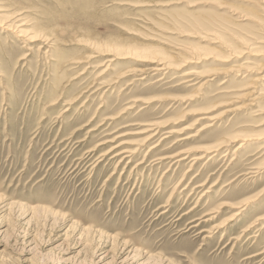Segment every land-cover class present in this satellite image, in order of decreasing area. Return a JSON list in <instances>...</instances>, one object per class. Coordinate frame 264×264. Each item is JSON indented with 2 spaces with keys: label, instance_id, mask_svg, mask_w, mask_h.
<instances>
[{
  "label": "rangeland",
  "instance_id": "1",
  "mask_svg": "<svg viewBox=\"0 0 264 264\" xmlns=\"http://www.w3.org/2000/svg\"><path fill=\"white\" fill-rule=\"evenodd\" d=\"M6 18L0 264H264V80L240 98L264 66V0H0ZM176 48L197 58L150 70Z\"/></svg>",
  "mask_w": 264,
  "mask_h": 264
},
{
  "label": "bare ground",
  "instance_id": "2",
  "mask_svg": "<svg viewBox=\"0 0 264 264\" xmlns=\"http://www.w3.org/2000/svg\"><path fill=\"white\" fill-rule=\"evenodd\" d=\"M5 18V17H4ZM259 21V20H258ZM0 25L1 26H3L4 28H7L8 30L11 28V27H13L14 26V24H12L13 23V21L12 22H10L9 21V19H3V20H0ZM21 24H19V25H17V26H15L16 28V32H18V36H20V37H22L24 40H26V41H28V42H32L33 40H35V37H36V35L34 34V33H31V32H29V31H27V30H24V29H22L21 27ZM2 27V28H3ZM15 35H17V34H15ZM38 40V39H37ZM181 47V46H180ZM136 48V47H135ZM139 48V47H138ZM178 51H179V53L176 55L175 54V56H178V57H171L170 59H166V58H159V59H157L156 57H152V60H149L150 62H153V66L150 68V70L151 71H157V72H164V71H167V70H169V69H172V68H174V69H176V70H178V69H180L181 70V68L182 67H184L185 65H187L188 63H190V62H193V59L195 58H197V56L196 57H193V55H195V54H193L194 53V51L192 52L190 49H188V48H184V49H182V48H176ZM141 50V49H140ZM140 52V51H139ZM138 52V54H140ZM147 56H148V54H147ZM174 56V55H173ZM200 57H202V56H200ZM199 57V58H200ZM150 58V57H149ZM176 58V59H175ZM155 59H157V60H155ZM197 62H198V60H197ZM151 64V63H150ZM107 65V64H106ZM239 66H242V68H245V69H247L246 67H244L243 65H239ZM247 67H248V65H246ZM263 66V65H262ZM260 68H262L261 69V72L260 71H258V72H260V75H258V76H256L254 79H252L250 82H248V83H246L245 84V87H244V89L243 88H241V89H243V92L240 94V98H244L245 100H246V103H244V101H243V105H241V107L243 108L244 106H247V105H254L255 103H256V99H257V96H256V94H257V92H258V89H260L259 87H260V85H261V81H263L264 80V66L263 67H260ZM147 69V68H146ZM238 69V68H237ZM191 70V69H190ZM187 71V72H185V73H182L184 76L185 75H189V74H192L194 71V69L193 70H191V71ZM205 70V69H204ZM200 71H202V70H200ZM229 71V70H228ZM146 72V70H144V69H141V70H139L138 71V75H142V74H144ZM162 72V73H163ZM184 72V71H183ZM211 72V71H210ZM209 72V73H210ZM214 72V71H213ZM199 73H201V72H199ZM204 73H205V71H204ZM208 73V74H209ZM218 73V72H217ZM221 73V72H220ZM213 74H215V73H213ZM122 75V74H121ZM146 75V74H145ZM159 75V74H158ZM177 75V74H176ZM180 75V74H179ZM205 75V74H204ZM162 76H164V75H162ZM161 76V77H162ZM192 76V75H191ZM203 76V75H202ZM173 78H174V75H173ZM178 78V77H177ZM177 78H175V79H177ZM194 78V77H193ZM207 78V77H206ZM213 77H211V79H212ZM141 79V78H140ZM181 79H183V80H186V79H184V78H181ZM189 79V78H188ZM205 79V78H204ZM210 79V80H211ZM194 81V80H193ZM183 82V81H182ZM192 82V81H191ZM201 82V81H200ZM204 82V81H203ZM99 83V82H98ZM184 83V82H183ZM190 83V82H189ZM202 83V82H201ZM200 83V84H201ZM199 84V85H200ZM207 85V84H206ZM100 86V85H99ZM189 86V85H188ZM195 86V85H194ZM205 86V85H204ZM262 87H264L263 85H262ZM102 88V87H101ZM201 88V87H200ZM98 89H99V87H98ZM198 89H199V86H198ZM240 89V90H241ZM195 90H197V88L195 89ZM220 91H223V90H220ZM260 91H261V89H260ZM260 97V96H259ZM158 98H160V97H158ZM168 98V97H167ZM155 99H157V98H155ZM176 99V98H175ZM178 99V98H177ZM187 100H189V99H187ZM220 105V104H219ZM219 105H214V107H212V108H215L216 106H219ZM241 107H236V108H241ZM236 108H232V109H226L225 111H231V110H236ZM211 109V108H210ZM210 109H208L207 108V110H203V111H200V113L199 114H201V116H199L200 118H198L197 120L199 121V120H202V119H207V121L209 120L210 122H208V124H205L202 128H205V127H207V126H210V125H212V122H213V120L214 119H216L217 117H212V116H210L209 115V110ZM224 111V112H225ZM179 120V119H178ZM181 120V119H180ZM212 121V122H211ZM105 123V122H104ZM170 123H171V121H170ZM147 124H149V123H147ZM169 124V123H168ZM154 124H149V127L150 128H146L147 129V131H152V133H150V135L148 134V136L146 137L147 139H149V138H151L152 136H154L155 135V133H156V131H155V128L153 127H151V126H153ZM160 127V126H159ZM158 128V127H157ZM183 128V127H182ZM187 128V127H186ZM145 129V130H146ZM171 129V128H170ZM167 130V129H166ZM185 130V129H184ZM177 131V130H176ZM175 130H170V131H168V132H170V133H173V132H176ZM144 132V131H143ZM179 132V131H178ZM170 133H169V135H170ZM166 134H168V133H166ZM195 134V133H194ZM196 135V134H195ZM191 136V135H190ZM192 136H193V134H192ZM189 137V136H188ZM194 137V136H193ZM184 138V137H183ZM187 138V137H186ZM144 140V139H143ZM246 140H248V137H246V135H244V134H242L241 135V137H239V136H234V135H231L227 140H223V141H221L222 143H220V145L218 146V148L219 147H222V146H228V145H230L231 143H233V142H238L239 141V144H238V147L242 144V143H244ZM120 145V144H119ZM118 146V145H117ZM117 146L116 147H114V148H117ZM261 147V146H260ZM111 148V147H110ZM113 147L111 148V149H109L108 151H106L105 153H103V155H107L108 153H110L111 151H113V150H115ZM129 148V147H128ZM223 148V147H222ZM120 150V149H119ZM134 150L135 149H126V150H122L120 153H116L117 155H119V154H122V157H121V159L122 158H126V157H130V155L134 152ZM192 150V149H191ZM201 150V149H200ZM214 150V149H213ZM216 150V149H215ZM193 151V150H192ZM202 151V150H201ZM185 152V151H184ZM200 152V151H199ZM207 152V151H206ZM212 152V151H211ZM187 153V152H186ZM186 153H184V154H186ZM115 154V155H116ZM182 154V153H181ZM209 154V153H208ZM114 155V156H115ZM201 155V154H200ZM212 155V154H211ZM224 155V154H223ZM102 156V155H101ZM186 156V155H185ZM172 157V156H171ZM181 157V156H180ZM115 158V157H114ZM200 158H202V156H199V154H198V156H194L193 157V160H197V159H200ZM110 159H111V157H110ZM113 159V158H112ZM120 159V160H121ZM183 159V157L181 158V159H179V160H182ZM192 159V158H191ZM120 160H118L117 161V163L118 162H120ZM128 160V159H127ZM193 162V161H192ZM121 164V163H120ZM255 170V169H254ZM257 172V171H256ZM252 175V174H251ZM250 175V176H251ZM207 192V191H206ZM250 197V196H249ZM249 197H247V198H249ZM253 199L251 198H249V199H247V200H244V201H241V202H239V203H237L236 205H229V206H233V208H235L236 210L229 216V217H227V218H225L224 220H222L219 224H217V225H215L214 227H212V229L211 230H207V232H212L215 228H220V227H222V226H224L227 222H229V221H231L232 219H234L237 215H239L240 213H241V211L246 207V205L249 203V202H251ZM223 204V203H222ZM228 204V203H227ZM224 205H225V203H224ZM228 206V205H227ZM219 207H221V206H219ZM218 207V208H219ZM218 208L217 209H213L212 211H209V212H207L206 213V215H210L211 213H215V212H217L216 210H218ZM222 210V209H221ZM222 212V211H221ZM214 216V215H213ZM212 216V217H213ZM264 216V215H263ZM207 217V216H206ZM260 217H262V215L260 216ZM259 219V218H258ZM209 220V219H208ZM213 220V219H212ZM257 220V219H256ZM256 220H255V222H256ZM202 221V220H201ZM198 222V221H197ZM258 222V221H257ZM251 223H253L252 221H251ZM259 223V222H258ZM253 224H255V223H253ZM212 225V224H211ZM250 225H252V224H250ZM249 225V226H250ZM226 226V225H225ZM248 226V227H249ZM262 226H263V223H262ZM247 227V228H248ZM222 229V228H221ZM260 229V228H259ZM258 229V230H259ZM247 229H245V231H246ZM203 232V231H202ZM210 234H208V235H206V236H209Z\"/></svg>",
  "mask_w": 264,
  "mask_h": 264
}]
</instances>
